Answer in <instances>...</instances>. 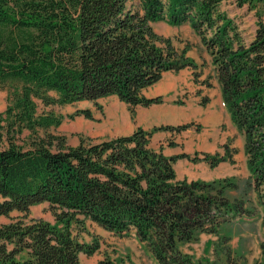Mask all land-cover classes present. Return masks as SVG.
<instances>
[{
  "label": "trees",
  "instance_id": "16d2710c",
  "mask_svg": "<svg viewBox=\"0 0 264 264\" xmlns=\"http://www.w3.org/2000/svg\"><path fill=\"white\" fill-rule=\"evenodd\" d=\"M132 1L0 0V86L9 89L0 113V216L22 214L0 226V264H81L80 254L98 249L79 239L87 221L117 235L133 230L158 264H196L179 244L196 242L200 233L218 237L220 225L241 210L226 196L237 187L233 178L178 180L175 162L193 159L150 147L154 132L189 125L139 127L128 136L69 146L47 132L62 117L37 111V102L62 106L115 96L133 115L136 107L162 103L145 89L183 69L194 83L211 87L208 78L199 81L188 44L175 48L155 32L157 22L188 25L210 57L222 105L243 138L248 186L264 227V0H235L256 17L248 44L220 10L223 0ZM201 100L204 107L208 99ZM75 116L93 118L88 109L69 118ZM203 160L211 168L234 162L227 146L223 156ZM44 203L53 222L24 221ZM254 264H264V243Z\"/></svg>",
  "mask_w": 264,
  "mask_h": 264
},
{
  "label": "rangeland",
  "instance_id": "374dc122",
  "mask_svg": "<svg viewBox=\"0 0 264 264\" xmlns=\"http://www.w3.org/2000/svg\"><path fill=\"white\" fill-rule=\"evenodd\" d=\"M133 3H136V0L130 2L129 5ZM220 10L234 21L245 44L252 41L256 30L254 11L248 10L246 5L238 7L235 0H223ZM153 29L162 37L170 38L174 47L179 50L188 44L187 56L199 66L197 71L199 81L208 78L211 87L194 83L192 72L187 74L190 77L188 82L193 83V90L189 92L187 88H183L172 102H179L176 105H183L181 101L184 99L187 101V94H192V101H188L189 105L183 108L184 113L191 115V120H183L175 125H189V127L181 129L177 133L165 130L154 132L150 140V147L156 150L164 144L165 147L171 149L166 150V153L178 151L192 158L193 161L184 159L180 162L181 166L178 163L175 167L178 175L186 172V161H188L193 163L191 165L193 176H190V179L210 181L212 178H233L237 187L229 190L226 196L230 201L241 204L239 213L232 217L228 223L220 225L218 237L200 233L199 236L201 234L210 235L213 240L199 244L198 236L196 242L182 243V245L197 243L198 246L194 249L193 255H188L196 264H254L260 259V246L264 243L262 215L256 206L255 195L248 186L249 174L245 166L243 138L232 126L228 114L222 108L216 77L210 65V57L199 38L186 24L180 27H170L164 22H157L153 24ZM197 91H200V94H196ZM8 95L7 86H0V113L7 105ZM204 97L208 99V102L202 107L200 101ZM84 109L91 111L93 116L91 120L83 116L69 118L70 115ZM37 111L40 114L52 112L56 116L62 117L61 124L57 127H50L47 132L64 137L69 146H76L81 140L87 144H94L119 136H128L139 127L150 131L155 127L168 126L162 124L165 122L162 116L165 115L163 110L136 107L131 115L127 105L120 102L115 96L100 99L96 103L81 101L62 106L57 104L45 106L41 102H37ZM163 132H169L170 135L167 138H162L160 136ZM43 134V131H39L40 136ZM27 135L28 132L25 131L21 138L27 137ZM158 136L162 139L157 140ZM169 141H173L172 147L168 146ZM226 146L232 152L234 161L232 164L221 162L211 168L203 160L205 155L223 156ZM20 217L22 214L17 212H12L9 217L0 216V226ZM31 219L53 222L48 204L31 207L24 221ZM85 227L86 230L79 233V239L88 244L97 242L98 249L91 256L80 254L81 264H98V262L107 259L114 264H148L143 253L146 252L145 248L135 238L132 231L125 235H117L90 221L86 222Z\"/></svg>",
  "mask_w": 264,
  "mask_h": 264
},
{
  "label": "crops",
  "instance_id": "0c3cea01",
  "mask_svg": "<svg viewBox=\"0 0 264 264\" xmlns=\"http://www.w3.org/2000/svg\"><path fill=\"white\" fill-rule=\"evenodd\" d=\"M184 71L186 73H183ZM190 72L191 70H186V69L185 70L183 69L179 71L178 73L166 72L163 74L162 78L157 83H155L154 85H152L151 87H148L147 89L143 91L144 95L149 98L158 97V96L162 97V103L151 105L149 106V108L163 110V112L165 113V115H162L163 121H165V122H162L163 125L175 126L176 124H179L183 120L184 121L191 120V115L189 113H184L185 111H183V108H186L189 105L188 101L189 102L192 101V94L190 93L187 94V98H188L187 101H185V99L182 101L183 105L186 104V106L176 105V103L172 102L175 96L181 93V90L183 88H187L189 92L193 90L192 89L193 83L188 82V79L190 77L187 76V74H189ZM169 135H170L169 132L168 133L163 132L160 137L167 138ZM160 137L158 136L157 140L162 139ZM160 147H162V152L165 156H176V155L182 154V152H178V151L166 153V150H171V149L168 147H165L164 144H162V146ZM160 147H158V149ZM183 160L184 159L177 160L174 165V168L178 165V163H179V166H181L180 162H182ZM186 163H187L186 169H185L186 172L185 173L182 172L181 175H178L177 169L175 168L176 178L178 180L186 179L187 181L197 180V179L189 178L190 176H193V168L191 166L193 165V163L188 162V161H186ZM210 180H213V178ZM199 238H200L199 244L200 242L205 243V242H208L209 240H213V237H211L210 235H206V234H201ZM197 246H198L197 243L183 244V245L181 244L179 246V250L183 254L192 256L193 251ZM143 253H144V256L147 258L148 264H157L155 263V261L153 260V258L150 256V254L147 251Z\"/></svg>",
  "mask_w": 264,
  "mask_h": 264
}]
</instances>
